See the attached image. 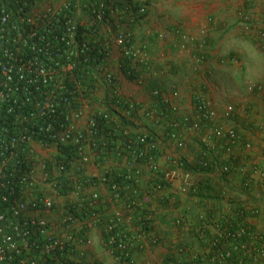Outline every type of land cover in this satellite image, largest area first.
Returning a JSON list of instances; mask_svg holds the SVG:
<instances>
[{
	"label": "crops",
	"instance_id": "obj_1",
	"mask_svg": "<svg viewBox=\"0 0 264 264\" xmlns=\"http://www.w3.org/2000/svg\"><path fill=\"white\" fill-rule=\"evenodd\" d=\"M92 1H83L80 14L86 15ZM241 3L118 0L107 21L86 26L93 43L103 45L107 56L80 75L81 89L88 96L76 129H85L93 113L109 111L128 128L131 138L149 135L144 147L159 169H151L149 158L120 149L121 131L102 126L92 147L86 148L90 160L81 163L77 155L72 157L65 173L70 183L76 180L83 186L85 195L98 193L99 199L92 200L72 226L63 221L71 190L50 191L51 209L28 210L29 215L47 217L56 234L74 232L76 242L59 257L43 256L33 249L26 256L41 264H264V233L252 234L259 248L253 252L247 237L240 242L228 236L244 228L251 234L255 223L264 224V97L252 90V83L264 81V0H250L246 8ZM81 18L87 21L88 16ZM121 31H129L134 49L146 53L143 65L115 42ZM107 72L116 78L113 85L104 80ZM154 89L161 94L153 95ZM175 89L177 97L172 93ZM202 101L216 111L213 119L201 117L198 104ZM228 105H235V113L227 118ZM160 110L166 113L163 118L147 115ZM185 120L201 124L191 129L183 124ZM231 127L240 142L228 151V139L216 137L215 131L221 128L223 135ZM172 132L178 133L183 145L171 137ZM179 158L191 167L194 192H181L163 178ZM199 158L211 168L197 166ZM223 163L229 164V172L221 170ZM131 170L139 171L138 180L122 181L123 198H114L111 183ZM146 194L151 196L149 203L132 205ZM258 206L255 217L251 209ZM118 210L129 212L132 225L144 228L131 260H117L104 243L106 222ZM132 225L126 229L134 233ZM0 264L20 262L15 258Z\"/></svg>",
	"mask_w": 264,
	"mask_h": 264
},
{
	"label": "built area",
	"instance_id": "obj_2",
	"mask_svg": "<svg viewBox=\"0 0 264 264\" xmlns=\"http://www.w3.org/2000/svg\"><path fill=\"white\" fill-rule=\"evenodd\" d=\"M83 1L0 0V262L16 258L20 264H41V260L29 256L31 249L43 256L55 257L71 249L77 240L74 232L56 234L47 217L29 215L28 210L30 207L51 209L54 200L50 191L71 190L69 212L63 221L65 226H72L85 208L92 206V200L99 199L98 193L85 195L83 186L76 180L70 183L65 173L72 157L77 155L81 163L90 160L86 148L92 147L102 126L121 131L124 138L118 139L120 149L134 152L138 158H149L151 169H159L156 159L150 158L144 147L149 135L131 138L128 128L115 121L109 111L93 113L85 129H76V121L85 115L87 98L82 96L78 71H84L82 67L91 62L93 43L88 31L79 32V26L88 30L89 25L105 22L118 7V0H93L86 13L88 19L83 21L79 17ZM39 5L42 8L35 9ZM262 36L264 39V30ZM115 42L123 47L126 55L140 64L145 63L146 53L134 49L129 31L116 34ZM104 80L110 85L116 82L111 72L104 75ZM252 86L264 97V81ZM152 93L161 94L159 89ZM172 93L176 97L179 94L177 89ZM234 111V105H228L225 117H231ZM198 112L205 119L216 116V111L204 101L198 104ZM165 114L164 110L147 112L157 119ZM196 122L185 120L183 124L195 129L201 124ZM221 131V128L216 130L215 136L228 139L226 150L230 151L240 142L234 127L223 135ZM171 137L183 145L177 132H172ZM59 145L66 147L63 153ZM208 146L214 147L211 143ZM197 166L211 168L212 165L199 158ZM173 167L163 173L167 183L181 192H194L196 182L191 169L180 158L174 161ZM77 168L81 169L82 164ZM221 170L229 172V164H222ZM139 175V171L131 170L125 177L137 181ZM107 181L103 176L102 182ZM111 188L114 198H123V187L118 181L112 182ZM150 199L146 194L132 205L147 204ZM132 222L130 213L121 210L106 222L104 243L119 261L131 260L137 239L143 235V225H132ZM130 225H135L136 232L126 229ZM249 234L244 228L228 236L242 242Z\"/></svg>",
	"mask_w": 264,
	"mask_h": 264
},
{
	"label": "trees",
	"instance_id": "obj_3",
	"mask_svg": "<svg viewBox=\"0 0 264 264\" xmlns=\"http://www.w3.org/2000/svg\"><path fill=\"white\" fill-rule=\"evenodd\" d=\"M84 31H88L90 32L89 30H86V28L83 26V25H80L79 26V32L80 33H83ZM93 42V40H92ZM106 55V48L103 46V45H97V44H94L92 43V51L90 52V56H91V62L88 64V65H85L82 67V69H84V71H81L79 70L78 71V76H79V79H81L80 77V74H82L83 72L87 71L88 69H90L91 67L93 66H96L97 64H99V62L102 61V59L104 58V56ZM65 146L63 145H59V150L63 153L64 150H65ZM188 166V165H186ZM189 167V166H188ZM191 169V167H190ZM193 169V168H192ZM127 173H124L123 175L121 176H118V182L121 184L122 181H129L125 176H126ZM124 178H123V177ZM123 183V182H122ZM207 188V186H206ZM251 230V229H250ZM35 238V237H34ZM33 238V239H34Z\"/></svg>",
	"mask_w": 264,
	"mask_h": 264
},
{
	"label": "rangeland",
	"instance_id": "obj_4",
	"mask_svg": "<svg viewBox=\"0 0 264 264\" xmlns=\"http://www.w3.org/2000/svg\"><path fill=\"white\" fill-rule=\"evenodd\" d=\"M250 0H242V3H241V6H243L242 8H246V3L247 2H249ZM133 4H134V2H132ZM46 5V4H45ZM139 7L140 6H138L137 7V9H139ZM40 8H42V6L41 5H39L37 8H35V9H40ZM81 16H87V14L85 15V14H80L79 13V17L81 18ZM133 16H135L136 17V15H133ZM82 19V18H81ZM86 19V18H85ZM252 85H253V83H252ZM252 90L253 91H255L254 90V88H252ZM257 91V90H256ZM82 96L83 97H87V94H85V91H84V93H82ZM234 107H235V105H234ZM234 113H235V111H234ZM232 149V148H231ZM231 151V150H230ZM225 163H223V165H224ZM221 167V166H220ZM246 190H249L250 188H249V185H246ZM247 192V191H246ZM260 206H258V207H252V212L254 213V216L256 217V216H258L259 215V211H260ZM256 210H258V211H256ZM261 218H262V220L264 221V213L262 214L261 213ZM259 223H262V222H258V223H255L254 225H255V227L256 228H254L253 227V229L251 228V230H250V232H251V234L249 235L250 236V238H249V236L247 237V239L249 240V243H248V246L249 245H252L250 248H251V251L253 252V251H257V250H259V248L257 247V245L255 244V243H253V241H252V238H251V236H252V234L255 236V237H257V235H258V233H264V230H262V229H264V224H262V226L261 225H259ZM264 239V238H263ZM262 239V240H263ZM257 247V248H254V247ZM254 255H256V254H254ZM257 256V255H256ZM262 257H264V253H262Z\"/></svg>",
	"mask_w": 264,
	"mask_h": 264
}]
</instances>
